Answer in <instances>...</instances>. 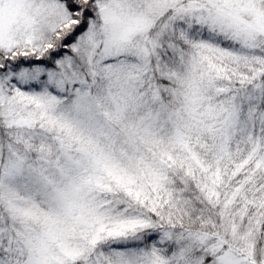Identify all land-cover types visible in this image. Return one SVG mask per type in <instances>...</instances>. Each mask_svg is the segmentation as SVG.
<instances>
[{
    "label": "snow or ice",
    "instance_id": "6c2138e0",
    "mask_svg": "<svg viewBox=\"0 0 264 264\" xmlns=\"http://www.w3.org/2000/svg\"><path fill=\"white\" fill-rule=\"evenodd\" d=\"M0 264H264V0H0Z\"/></svg>",
    "mask_w": 264,
    "mask_h": 264
}]
</instances>
